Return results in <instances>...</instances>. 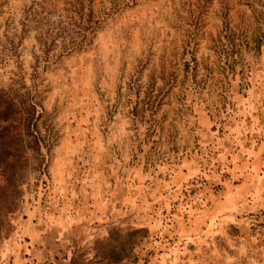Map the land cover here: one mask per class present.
<instances>
[{
  "label": "rangeland",
  "instance_id": "rangeland-1",
  "mask_svg": "<svg viewBox=\"0 0 264 264\" xmlns=\"http://www.w3.org/2000/svg\"><path fill=\"white\" fill-rule=\"evenodd\" d=\"M67 1L0 0L42 141L0 115V264H264V0H83L87 44L44 55Z\"/></svg>",
  "mask_w": 264,
  "mask_h": 264
},
{
  "label": "trees",
  "instance_id": "trees-1",
  "mask_svg": "<svg viewBox=\"0 0 264 264\" xmlns=\"http://www.w3.org/2000/svg\"><path fill=\"white\" fill-rule=\"evenodd\" d=\"M49 6L50 9L39 4L37 10L33 11V14L37 17L35 22L39 25L38 34L35 39L39 47L42 48V54L47 55L50 48L54 47L63 48L61 53H67V49L81 48L87 44L86 42L88 39L85 33H92L95 22H91L92 13L89 8L87 9V13L83 12V0L63 2V7H57L56 4L51 3ZM57 41H59V43ZM36 67L37 66H34V68ZM18 92H20L18 89L13 91V93L19 97V102L16 104H13L7 96H0V115L6 117L9 116L13 110H17L20 115L19 122L21 128L27 132V137L32 139V146H28V149L31 150L40 161L42 159L40 153V144H42V141L37 134L33 136L29 133L31 121L36 113L35 109L36 107L40 108L39 101H36L35 91L30 92L24 90L23 92ZM24 150L25 149L21 150V152L23 153ZM6 151V147L1 148L0 157L6 158V156H9L14 161L22 157L21 153L14 156ZM8 151L10 150L8 149Z\"/></svg>",
  "mask_w": 264,
  "mask_h": 264
}]
</instances>
